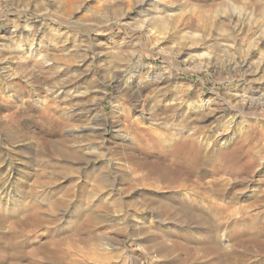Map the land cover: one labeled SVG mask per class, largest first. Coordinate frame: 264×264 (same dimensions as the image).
I'll return each instance as SVG.
<instances>
[{"label":"rangeland","instance_id":"1","mask_svg":"<svg viewBox=\"0 0 264 264\" xmlns=\"http://www.w3.org/2000/svg\"><path fill=\"white\" fill-rule=\"evenodd\" d=\"M137 1L75 0L74 8L71 9L67 0H0V68L6 66L8 75H12V79H8L0 71V203H4V207L8 209V199L12 200L15 196L18 198L22 190L34 189V183L42 180L44 185L37 189L36 196L43 199L42 209L47 210V203L59 198L67 189L76 188L68 197V209L56 210V215L59 216L64 210L72 213L80 204L90 205L102 221H106L97 225L96 236L106 239L105 242L108 240L113 247L118 248L115 251L112 247L104 246L106 250H101V245L99 250L93 252L89 249L72 250L74 257L83 258V264H172L175 260L164 263L153 248L156 244L152 240V235L156 233V215L151 208L141 203L133 207L114 206L103 192L98 193V200L95 202L93 174H46L35 163L36 153L45 141L69 137L72 132L68 128L80 127L81 120L85 117L80 112L75 113H79L81 118L66 115L65 111H69V107L52 103L53 112L68 127L56 132L47 125L45 131L49 135H41L38 117L40 105L36 100L43 94L38 89V83L35 85L38 91L34 92V87L31 88L26 82L40 69L42 56H47L50 64L54 63L65 73L61 78V73L56 76L45 72L47 80L57 82L59 78H76L82 91L90 92L84 104L88 107L95 104L97 112L104 115L103 124L106 125L102 129L104 144H101L105 148L101 150L102 155H97L106 156L109 164L112 161L107 157L114 156L113 150H110L114 148V144L110 142L115 134L111 122L114 106H122L119 113L120 128L129 127L130 130L147 117V111L141 107L136 108L134 99L126 93L117 102L116 89L110 82V77L116 67L140 65L176 76L179 84L164 88L166 103L172 104L176 94H185L187 104L203 105L206 113L214 115V120L201 126L212 128L219 125V132L222 133L228 127V114L232 112V108L238 107L245 111L243 120L246 126L238 123L230 126L227 136L231 138L234 134H245L250 139V147L260 155L264 165V90H258L264 85V0H155L158 5L169 10L176 8L183 11V15L174 24L168 17L170 11L163 9L161 12L150 6L141 14ZM231 4L237 10L234 11ZM231 12L242 16L249 14L250 21L248 18L246 26L242 28L238 21L232 25L227 21ZM147 18L154 24H164L166 32L158 35L151 33L149 28L141 27ZM197 33L206 37L213 36L215 41L205 47L191 46L190 41ZM203 53H210V61L200 57ZM130 56H133L132 60L127 63ZM104 72H108L110 77L100 93L97 86L104 82ZM20 89L30 93L24 97L27 105L18 97ZM146 95L145 98L153 97L154 91H148ZM146 106L149 107L147 104ZM80 107L78 104V108ZM61 114H65L66 118L61 117ZM221 146L222 142L216 148ZM94 163L92 161L91 165ZM132 169L128 192L125 195L118 185L116 197L133 204L140 202L137 199L144 188L159 195L166 194L149 187L147 184L150 182L144 185L138 183V176ZM107 205L108 213L107 208H104ZM240 211L241 208L238 207L230 219L233 221L239 217L240 220H248L253 213L248 209L241 217ZM47 213L49 212H45L44 216L48 218L50 216ZM72 223V219L66 217L62 226L53 228V231L41 229L37 235L63 237L73 230ZM134 229H138L137 232ZM170 233L166 228L163 229L162 234L169 236ZM34 244L31 241L29 247ZM76 253L81 254L80 257ZM102 253L109 256H101ZM181 255L182 253L176 252L173 259L178 260Z\"/></svg>","mask_w":264,"mask_h":264},{"label":"bare ground","instance_id":"2","mask_svg":"<svg viewBox=\"0 0 264 264\" xmlns=\"http://www.w3.org/2000/svg\"><path fill=\"white\" fill-rule=\"evenodd\" d=\"M67 1V5L73 9L75 0ZM137 4L141 14L150 6L161 12L163 9L170 11L168 17L172 24L183 15L181 9L169 10L158 5L155 0H138ZM231 6L232 9L235 8L234 11L237 10L235 5ZM248 18L250 21L249 14L242 16L231 12L227 21L232 25L238 21L242 28L246 26ZM141 27L149 28L151 33L158 35L164 34L167 30L164 24H154L148 18L143 21ZM212 41H215L213 36L206 37L197 33L192 37L190 45L205 47ZM189 54L191 55L190 52ZM201 56L209 61L212 58L210 53H203ZM132 57L126 60L127 63L131 62ZM41 58L40 69L26 82L30 87H34L32 90L34 92L38 91L35 86L38 83V89L43 94L36 100L40 105L38 117L41 135H49L45 131L47 125L56 132L68 127L53 112L52 103L69 107V111H65L66 115L74 118L79 116L81 118V115L85 117L81 120L80 127L68 128L72 132L69 137L57 141L48 140L41 145L36 153L35 162L39 164L40 169L46 174L53 175L93 174L92 189L96 191L93 196L95 202L98 200V193L103 192L108 195L111 205L133 207L141 203L151 208L156 215L154 220L156 233L152 235V240L156 241V244L153 248L157 250L164 263L175 260L172 264H264L263 161L260 155L254 152L253 147H250L248 143L250 139L245 134H234L231 138L227 136L230 126L237 123L246 126L243 120L246 116L245 111L238 107L232 108V112L228 114V127L221 133L219 125L212 128L201 126L213 121L214 115L206 113L203 105L187 104L185 94L184 96L176 94L172 99L173 103L167 105L166 93L163 91L166 86L176 87L179 84L176 76L140 65L116 67L109 77L116 89L117 102L127 94L134 99L136 108L141 107L147 111V117L142 122L137 120L140 123L133 124L132 129L129 130V127L123 129L119 126L122 106L120 104L114 106L111 122L115 134L110 141L114 148H109L113 150L114 156L107 157L112 161V164H109L106 162V156L97 155H102L101 150L105 148L101 144L104 139L102 129L106 128V125L103 124L104 115L97 112L98 107L95 104L89 107L84 104L90 92L82 91L76 78L66 80L59 78L57 82L47 80L44 77L45 72L55 75L61 73V78L65 73L54 63L50 64L47 56ZM0 71L5 78L12 79L6 66L1 67ZM103 75L104 82L97 86L100 93L103 92V85L105 86L109 78L108 72H104ZM261 89L264 90V85L258 88ZM148 91H154L153 97L145 98ZM28 95H30L28 91L20 89L18 97L22 98L25 105L27 100L25 101L24 97ZM78 104L83 108H78ZM56 112L60 113L59 110ZM75 112H80L81 115ZM65 114H61V117L66 118ZM220 142L222 146L216 148ZM92 161L95 162L93 165ZM132 168L138 176L136 179L138 183L144 185L150 182L147 184L149 187L162 190L166 194L159 195L144 188L137 199L140 202L133 204L116 197L118 185L124 194L128 192L127 185L130 182L129 174L131 170L133 171ZM41 181L34 183V189L22 190L18 198L12 196L14 197L12 200L8 199L10 203L8 209L4 207V203H0V264H83V258L74 257L72 250L89 249L93 252L102 246L101 250H106L104 246L118 250L108 240L105 242L106 239L96 236L97 225L102 219L90 205L80 204L72 213L64 210L59 216L56 215V210L68 209V197L76 188L73 190L68 187L69 189L62 191L63 194L59 198L55 196L56 200L47 203L49 209H42L43 199L40 200L36 196L37 189L44 185ZM53 184L56 185L55 182ZM238 207L241 208L239 212L241 217L245 210L253 211L250 217L247 216L248 220H240L239 217L233 221L230 219ZM104 208H107L108 213L109 206ZM47 211L49 212L47 215L50 216L48 218L44 216ZM66 217L71 218L74 224L71 233H65L63 237L37 235L41 229L53 231L55 227L62 226ZM164 228L171 232L169 236L162 234ZM135 229L137 232L138 229ZM143 233L145 234L144 231ZM31 241L35 242L33 247H29ZM176 252L182 253L178 260L173 259ZM78 255L80 257L81 254ZM104 255L109 256L103 253L101 256Z\"/></svg>","mask_w":264,"mask_h":264}]
</instances>
